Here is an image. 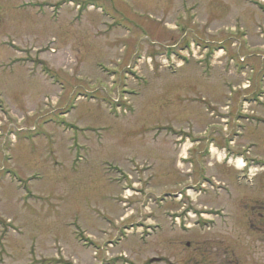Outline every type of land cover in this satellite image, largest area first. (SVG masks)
Instances as JSON below:
<instances>
[{
	"label": "rangeland",
	"instance_id": "374dc122",
	"mask_svg": "<svg viewBox=\"0 0 264 264\" xmlns=\"http://www.w3.org/2000/svg\"><path fill=\"white\" fill-rule=\"evenodd\" d=\"M234 83L264 94L262 0H0V264H227L264 189L217 160L264 164L263 99L212 125Z\"/></svg>",
	"mask_w": 264,
	"mask_h": 264
},
{
	"label": "flooded vegetation",
	"instance_id": "af4514ba",
	"mask_svg": "<svg viewBox=\"0 0 264 264\" xmlns=\"http://www.w3.org/2000/svg\"><path fill=\"white\" fill-rule=\"evenodd\" d=\"M262 192H264L262 188L256 190L244 205L246 208L245 219L239 220L237 215L229 220L232 224L231 228L229 225L223 224L224 228H228V239L231 236L232 239L237 238L233 242L231 239L229 240L227 250L217 252L219 262L224 256L227 264H264V196H260V194H264ZM237 221L238 225H234ZM235 226H238V229ZM236 232L238 233L234 236ZM240 237L243 241H239ZM216 240H219V236ZM241 242L243 246L239 245Z\"/></svg>",
	"mask_w": 264,
	"mask_h": 264
},
{
	"label": "bare ground",
	"instance_id": "6f19581e",
	"mask_svg": "<svg viewBox=\"0 0 264 264\" xmlns=\"http://www.w3.org/2000/svg\"><path fill=\"white\" fill-rule=\"evenodd\" d=\"M239 166H240V167H242V166H243V164H242V162H241V161H239Z\"/></svg>",
	"mask_w": 264,
	"mask_h": 264
}]
</instances>
